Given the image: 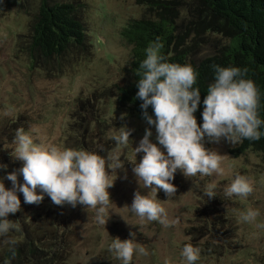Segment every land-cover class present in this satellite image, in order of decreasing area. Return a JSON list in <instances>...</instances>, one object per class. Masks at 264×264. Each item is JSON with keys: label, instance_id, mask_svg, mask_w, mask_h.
<instances>
[{"label": "rangeland", "instance_id": "obj_1", "mask_svg": "<svg viewBox=\"0 0 264 264\" xmlns=\"http://www.w3.org/2000/svg\"><path fill=\"white\" fill-rule=\"evenodd\" d=\"M53 1H77L81 5L89 33V53L64 62L62 70L31 71L16 45L18 34L28 30L31 16L20 8L0 13V131L9 123H13L10 130H14L4 151L12 152L16 130L21 128L37 143L78 149L77 130L81 131L83 122L76 115L84 113L81 100L88 98L87 119L92 122L86 135L89 144L95 142L98 148L94 152H99L98 155L119 153L123 161L117 175L116 172L109 174L110 179L115 176L116 179L108 189L112 201L105 213L108 219L105 225L95 220L94 210L79 204L60 206L46 204L44 199L39 204H28L22 193L17 192L32 213L50 205L60 211L57 216L69 251L66 264H119L108 252V245L114 237L130 238V232L134 242L148 253H134L131 264H164L165 260L168 264H181L180 250L188 243L200 249L196 264H264V230L237 222L238 212L249 207L258 209L257 220L264 222V156L256 150L236 154L232 150L239 143L230 145L223 140L219 144L205 143V147L221 155L224 175L186 178L178 170L171 181L176 192L166 196L160 190L156 197L166 210L168 227L156 221H141L127 207L138 190L130 162L135 159L133 148L148 125L141 115L122 106L112 92L126 82L129 74L131 46L122 34L123 29L132 18L157 17L156 4L139 0ZM158 1L172 8L180 36L190 42L203 19L199 12L201 0ZM29 2V11L33 12L39 0ZM206 35L219 43L228 41L227 37L211 31ZM213 50L210 44L204 45L200 55ZM98 120L106 121L107 126ZM121 126L132 130L127 148L111 139ZM141 155L136 154V162ZM13 170L1 169V175ZM237 173L248 177L253 185V192L246 199L223 195L224 187ZM18 181L23 182L21 176ZM4 184L6 188L11 187L7 179ZM209 184L215 186L216 196L212 198L204 195Z\"/></svg>", "mask_w": 264, "mask_h": 264}, {"label": "clouds", "instance_id": "obj_2", "mask_svg": "<svg viewBox=\"0 0 264 264\" xmlns=\"http://www.w3.org/2000/svg\"><path fill=\"white\" fill-rule=\"evenodd\" d=\"M161 48L158 38L150 42L145 48V58L133 69L138 77L135 99L141 101V116L148 127L133 148L135 159L130 162L138 190L127 207L141 221H156L168 227L170 222L165 208L156 199L157 192L163 190L166 196L176 192L171 181L178 170L186 178L224 175L221 155L205 147V143L219 144L223 140L236 145L243 140H259L264 136V120L258 113L260 93L255 83L246 78L247 69L212 65L213 81L203 98L202 122L198 125L194 113L201 104V96L200 89L193 87L198 74L190 64L168 62L160 53ZM131 131L121 126L111 139L127 148ZM13 143L10 155L21 166L0 176V237L16 227L7 217L20 210L17 192L22 193L28 204L41 203L45 195L55 205L79 204L94 210L99 224H106L105 213L112 201L108 189L116 179V176L110 179L109 174L117 175V169L123 167L119 153L105 157L84 149L43 145L22 128L16 130ZM138 153L142 155L136 162ZM6 168L7 165L0 164V169ZM18 176L22 177V183ZM5 179L11 182L10 188L5 187ZM214 187L207 185L204 195L216 196ZM252 192L249 178L239 173L223 189L226 198L246 199ZM259 215L258 209L249 207L238 212L237 222L264 230V222L257 220ZM129 236L123 240L114 237L108 245V252L119 264H131L134 253L148 254L134 242L133 232ZM180 257L181 264H196L200 249L184 244Z\"/></svg>", "mask_w": 264, "mask_h": 264}, {"label": "trees", "instance_id": "obj_3", "mask_svg": "<svg viewBox=\"0 0 264 264\" xmlns=\"http://www.w3.org/2000/svg\"><path fill=\"white\" fill-rule=\"evenodd\" d=\"M139 1L156 4L157 17L132 18L123 29L122 34L131 46L129 74L126 82L117 85L112 92L122 106L141 115V101L135 99L138 77L133 69L145 58V48L149 43L158 38L162 44L160 53L168 62L190 64L198 74L193 85L200 89L201 96V104L194 113L198 125L202 122L203 98L213 81L212 65L247 69L246 78L251 79L259 90L258 113L264 120V0H201L199 12L203 19L195 30L196 35L188 43L185 37L180 36L168 3ZM29 5V0H0V13L20 8L31 16L28 30L18 34L16 43L17 51L26 58L31 71L62 70L64 62L78 54L89 53V33L77 1L39 0L33 12L29 11ZM207 31L221 34L228 41L216 42L215 38L206 35ZM208 44L214 48L213 52L200 55L201 48ZM86 103L90 104L88 98L81 100L84 113L76 115L78 121L81 119L83 122L81 131L77 130V147L94 152L98 147L94 141L89 144L86 136L92 123L87 119L90 110ZM148 112L151 114V107ZM98 123L108 124L101 120ZM12 124L0 131V164L18 169L21 162L13 160L11 153L4 151L12 139L10 134H14V130H10ZM3 136L6 138L2 139ZM248 149L264 156V136L256 141L243 140L232 152L238 154ZM1 172L0 169V176ZM43 201L53 204L47 195ZM52 206L32 213L21 202L20 210L7 217L16 227L0 237V264H66L69 251L62 222L57 216L60 211ZM8 240L15 243L9 245L5 242Z\"/></svg>", "mask_w": 264, "mask_h": 264}]
</instances>
